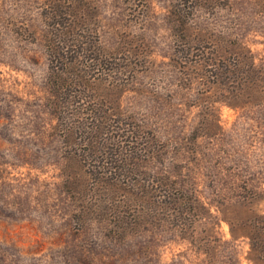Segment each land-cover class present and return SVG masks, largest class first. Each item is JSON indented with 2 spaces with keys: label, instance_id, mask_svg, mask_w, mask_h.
I'll use <instances>...</instances> for the list:
<instances>
[{
  "label": "rangeland",
  "instance_id": "374dc122",
  "mask_svg": "<svg viewBox=\"0 0 264 264\" xmlns=\"http://www.w3.org/2000/svg\"><path fill=\"white\" fill-rule=\"evenodd\" d=\"M49 1L0 0V264H264V0H84L80 24L108 56L78 61L68 86L156 136L164 152L138 164L107 148L83 161L62 133ZM156 175L146 196L127 187ZM176 196L206 209L186 230Z\"/></svg>",
  "mask_w": 264,
  "mask_h": 264
},
{
  "label": "trees",
  "instance_id": "16d2710c",
  "mask_svg": "<svg viewBox=\"0 0 264 264\" xmlns=\"http://www.w3.org/2000/svg\"><path fill=\"white\" fill-rule=\"evenodd\" d=\"M84 3V0H50L46 3L45 10L48 9V12L44 19L48 21L49 27L45 40L46 53L50 62V84L53 90L51 96L57 123L61 126L62 133H65L68 140L72 142L77 152L75 154H78L83 161L89 159L90 153L95 148L104 151L107 148L108 154L115 162L133 159V164H138L144 154L146 158L154 159L160 156L165 148L158 145L155 135H146L143 125L137 123L133 116L124 115L119 105H112L106 99L99 100L84 89L77 91L68 86V83L72 84L68 82L70 69L78 61L81 63L83 60H89V63L97 65L101 57L100 51L106 55V58L108 56L107 52L102 49L99 38L87 37L80 24L84 21V16L80 14L82 13L80 8ZM251 66L253 69L256 68L253 60H251ZM113 68L107 67L103 70L107 74L105 75L107 80L112 76L110 73L113 70L123 71L125 69L124 66ZM242 72L239 65H234L229 70V74L237 75ZM245 74L249 76L251 73L247 71ZM113 161L111 160L110 163H115ZM112 167L118 170V175L124 174L127 178L134 175L136 171L133 167L129 171L123 170L121 164H116V166L112 164ZM101 173H106V171H98V176ZM136 173L138 175L139 172ZM94 175L97 176L96 173ZM157 176L138 178L130 181V184L127 183V187H135L136 190L140 188L144 192L136 191L135 193L146 196L148 189L151 191L156 190L157 187L160 188V185L158 186L160 180ZM99 178L98 182L102 181ZM169 183L174 187L172 182L169 181ZM135 189H129V191ZM165 203L172 210L176 226L185 228V230L193 226L195 221L192 217L197 211L206 210L198 199L190 202L189 199H180L176 196L174 199H165ZM198 218H202L201 214ZM123 222L127 224V221ZM135 223L139 224L140 221H135ZM246 230L250 232L248 227L245 228V232ZM245 234L249 236V233ZM259 234L256 232L257 236Z\"/></svg>",
  "mask_w": 264,
  "mask_h": 264
}]
</instances>
